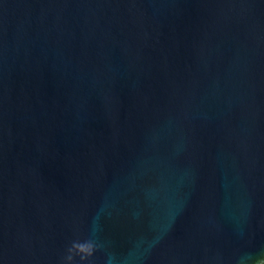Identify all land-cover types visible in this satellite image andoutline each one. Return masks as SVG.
Listing matches in <instances>:
<instances>
[{
	"label": "water",
	"instance_id": "obj_1",
	"mask_svg": "<svg viewBox=\"0 0 264 264\" xmlns=\"http://www.w3.org/2000/svg\"><path fill=\"white\" fill-rule=\"evenodd\" d=\"M78 238L264 259V0H0V264Z\"/></svg>",
	"mask_w": 264,
	"mask_h": 264
},
{
	"label": "clouds",
	"instance_id": "obj_2",
	"mask_svg": "<svg viewBox=\"0 0 264 264\" xmlns=\"http://www.w3.org/2000/svg\"><path fill=\"white\" fill-rule=\"evenodd\" d=\"M97 249L96 243L91 239H75L65 250L61 264H89ZM256 264H264V259H259Z\"/></svg>",
	"mask_w": 264,
	"mask_h": 264
}]
</instances>
